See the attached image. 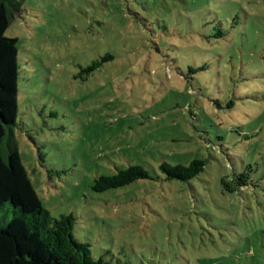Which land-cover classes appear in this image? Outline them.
I'll use <instances>...</instances> for the list:
<instances>
[{
    "label": "rangeland",
    "instance_id": "1",
    "mask_svg": "<svg viewBox=\"0 0 264 264\" xmlns=\"http://www.w3.org/2000/svg\"><path fill=\"white\" fill-rule=\"evenodd\" d=\"M6 36L22 163L95 259L264 264V0H25ZM130 166L148 178L93 190Z\"/></svg>",
    "mask_w": 264,
    "mask_h": 264
},
{
    "label": "trees",
    "instance_id": "2",
    "mask_svg": "<svg viewBox=\"0 0 264 264\" xmlns=\"http://www.w3.org/2000/svg\"><path fill=\"white\" fill-rule=\"evenodd\" d=\"M24 5L25 0H0V209L10 204L14 210L13 218L0 225V264H108L95 259L90 246L74 237L72 215L57 219L43 207L22 163L14 135L19 111L18 40L8 38L6 32ZM102 61L94 62L90 71ZM205 166L196 159L188 166L164 164L161 170L169 180L190 181ZM147 178L142 166H130L114 176L97 178L93 190L106 192Z\"/></svg>",
    "mask_w": 264,
    "mask_h": 264
}]
</instances>
